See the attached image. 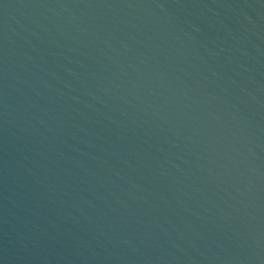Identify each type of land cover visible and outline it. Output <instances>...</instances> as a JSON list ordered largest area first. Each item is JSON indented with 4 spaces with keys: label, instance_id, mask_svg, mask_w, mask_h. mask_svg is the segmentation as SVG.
<instances>
[{
    "label": "water",
    "instance_id": "water-1",
    "mask_svg": "<svg viewBox=\"0 0 264 264\" xmlns=\"http://www.w3.org/2000/svg\"><path fill=\"white\" fill-rule=\"evenodd\" d=\"M0 264H264V0H0Z\"/></svg>",
    "mask_w": 264,
    "mask_h": 264
}]
</instances>
